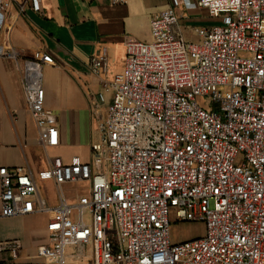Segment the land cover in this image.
Segmentation results:
<instances>
[{"label":"built area","instance_id":"obj_1","mask_svg":"<svg viewBox=\"0 0 264 264\" xmlns=\"http://www.w3.org/2000/svg\"><path fill=\"white\" fill-rule=\"evenodd\" d=\"M11 1L0 0V11ZM198 6L221 19L198 29L200 43L185 40L171 6L152 18L150 42L128 43L121 77L108 79L105 48L91 59L89 71L113 99L91 162L54 158L39 174L54 183L56 206L32 172L0 167V218L50 216L49 243L32 264H67L88 246L87 264H264V0ZM0 58L19 56L0 47ZM46 66L56 61L42 52L22 68V97L44 149L60 143L45 107ZM104 102L100 94L94 112ZM82 183L71 200L64 187ZM172 214L203 223L205 234L174 242ZM68 247L77 254L66 255ZM23 249L20 239L0 241V264H19Z\"/></svg>","mask_w":264,"mask_h":264},{"label":"crops","instance_id":"obj_2","mask_svg":"<svg viewBox=\"0 0 264 264\" xmlns=\"http://www.w3.org/2000/svg\"><path fill=\"white\" fill-rule=\"evenodd\" d=\"M199 1L127 0L113 5L112 0H38L37 7L33 0H12L0 11V47L13 48L19 59L0 58V167L32 172L40 194V186L45 191L41 197L50 207L56 206L54 183L41 181L39 174L50 168L54 158L65 164L75 159L91 162L92 144L100 138L99 123L113 99L89 71L91 59L105 48L108 79L121 77L128 43L150 42L152 18L171 6L178 10L185 40L200 43L198 29L218 25L221 19L210 17ZM42 52L56 61V66L44 68L43 85L45 107L57 117L60 143L47 149L38 143L37 127L22 97L24 59ZM100 94L105 102L98 114L93 105L99 103ZM64 188L67 193L69 188ZM49 219L48 214L0 218V241L20 239L24 244L19 264H32L38 247L49 243Z\"/></svg>","mask_w":264,"mask_h":264},{"label":"rangeland","instance_id":"obj_3","mask_svg":"<svg viewBox=\"0 0 264 264\" xmlns=\"http://www.w3.org/2000/svg\"><path fill=\"white\" fill-rule=\"evenodd\" d=\"M65 187L69 188L67 194L70 197H75L79 190H83L86 187V184H68ZM40 191L43 197L45 196L44 189L40 186ZM45 217V216H43ZM86 220L89 221V216H86ZM172 225V239L174 242H184L188 240H193L199 237H202L205 234V225L203 223H177V219L174 214L171 215ZM66 255H76L77 250L75 247H68L65 250ZM92 253V247L88 246L87 251L85 252L84 258H75L72 261L68 258L67 264H87L89 256Z\"/></svg>","mask_w":264,"mask_h":264}]
</instances>
